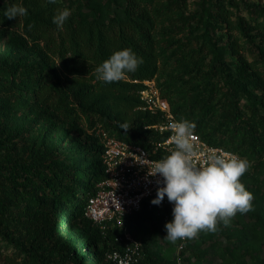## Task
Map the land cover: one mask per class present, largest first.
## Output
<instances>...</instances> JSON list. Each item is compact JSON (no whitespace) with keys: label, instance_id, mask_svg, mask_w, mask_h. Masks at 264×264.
Returning a JSON list of instances; mask_svg holds the SVG:
<instances>
[{"label":"trees","instance_id":"obj_1","mask_svg":"<svg viewBox=\"0 0 264 264\" xmlns=\"http://www.w3.org/2000/svg\"><path fill=\"white\" fill-rule=\"evenodd\" d=\"M12 5L25 7L27 15L5 18L4 11ZM63 8L71 10V16L60 30L52 18ZM0 22L40 44L57 65L0 60V91L28 92L45 106L44 114L57 112L58 119L50 118L45 130L63 119L95 129L85 143L37 150L16 141L18 132L0 138L4 264H113L107 254L119 247L122 230H102L85 215L104 174L96 127L152 150L153 141L166 135L153 127L162 115L143 109L145 80L156 81L176 119L194 122L204 139L250 162L241 182L250 180L262 201L247 227L264 239V4L0 0ZM125 48L143 58L138 70L119 82L98 81L95 67ZM122 124H127V132ZM152 212L145 202L129 218L128 229L140 227ZM163 213L169 215L166 209ZM141 264L157 261L145 253Z\"/></svg>","mask_w":264,"mask_h":264},{"label":"clouds","instance_id":"obj_2","mask_svg":"<svg viewBox=\"0 0 264 264\" xmlns=\"http://www.w3.org/2000/svg\"><path fill=\"white\" fill-rule=\"evenodd\" d=\"M55 4L57 0H47ZM27 15V9L12 5L4 17L12 20ZM71 16V10L58 9L52 22L62 30ZM3 22H0L2 24ZM143 63L142 57L129 48L117 50L95 67L94 74L104 83L119 82L128 73H134ZM126 132L127 124L121 125ZM196 124L187 119L168 124L171 132V149L168 155L147 163L149 176H159L153 204L159 205L165 197L173 205V219L166 222L164 237L170 243L198 237L201 232L215 233L218 226H230L237 213L253 211L254 196L241 182V177L251 167L247 159L227 153L210 151L202 154L194 140Z\"/></svg>","mask_w":264,"mask_h":264},{"label":"rangeland","instance_id":"obj_3","mask_svg":"<svg viewBox=\"0 0 264 264\" xmlns=\"http://www.w3.org/2000/svg\"><path fill=\"white\" fill-rule=\"evenodd\" d=\"M246 1L264 4V0ZM0 60L30 61L57 69L54 59L44 53L40 44L22 31L3 26H0ZM0 107L3 109V115H0V138L9 132H18L20 136L15 140H19L29 150L60 144L67 146L70 142L85 143L94 134L95 129L89 128L87 123L68 119L58 120L56 126L45 130L43 125L50 118L58 119L57 112L53 110L44 114L45 106L35 102L28 92L6 94L0 91ZM59 160L64 163L72 161L68 158ZM242 183L254 196V210L246 214L237 213L230 226L220 224L215 233L201 232L198 237L188 240L183 250L179 249V240L173 244L164 239V225L170 220L163 213L161 205L150 208L153 212L147 221L129 231L157 264H264V239L254 235L247 227L253 221L252 214L260 206L262 195L250 180ZM0 264L4 262L0 260Z\"/></svg>","mask_w":264,"mask_h":264},{"label":"built area","instance_id":"obj_4","mask_svg":"<svg viewBox=\"0 0 264 264\" xmlns=\"http://www.w3.org/2000/svg\"><path fill=\"white\" fill-rule=\"evenodd\" d=\"M145 88L141 90L143 109L152 114L160 113L162 121L153 127L166 136L153 141L152 150L142 145L129 143L111 135L102 126L96 127L97 135L102 144L103 178L98 182L96 192L88 199L85 215L94 225L102 230L112 226L122 230L119 236V247L107 254V260L113 264H141L144 250L139 241L132 237L127 222L131 215L141 210L148 202L149 208L157 206L152 203L156 198L159 176H149L147 163L159 160L169 154L171 132L168 124L175 118L169 101L164 98L155 80H145ZM195 143L202 154L210 151L232 153L240 158L239 152L223 145L214 144L194 131ZM172 217L173 205L167 197L159 204ZM188 240H179V249L183 250Z\"/></svg>","mask_w":264,"mask_h":264}]
</instances>
